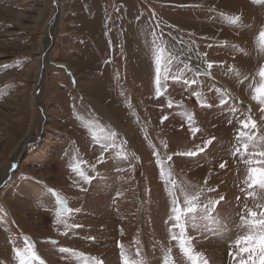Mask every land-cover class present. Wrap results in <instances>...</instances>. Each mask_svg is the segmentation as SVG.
I'll list each match as a JSON object with an SVG mask.
<instances>
[{
	"label": "rangeland",
	"instance_id": "374dc122",
	"mask_svg": "<svg viewBox=\"0 0 264 264\" xmlns=\"http://www.w3.org/2000/svg\"><path fill=\"white\" fill-rule=\"evenodd\" d=\"M262 32L253 0H0V264H251Z\"/></svg>",
	"mask_w": 264,
	"mask_h": 264
},
{
	"label": "snow or ice",
	"instance_id": "6c2138e0",
	"mask_svg": "<svg viewBox=\"0 0 264 264\" xmlns=\"http://www.w3.org/2000/svg\"><path fill=\"white\" fill-rule=\"evenodd\" d=\"M254 3H264V0H253ZM261 45L264 47V32L261 33ZM211 67V65H209ZM259 75L261 77V80L264 81V66L260 68ZM254 100L257 101V103H260L264 105V83H261V85L254 89L253 91V97ZM252 127L255 128V122H251ZM242 128H248L249 124L248 122L241 121ZM245 133L241 132L240 136H244ZM251 139V137H249ZM249 145L247 143L243 144V148L245 152L247 151ZM239 151V149H237ZM260 155L264 156V153H260ZM224 165L222 164L221 167ZM248 180L251 181L249 184V187H252L254 185H259L260 187L264 188V168H251L249 169V175ZM189 205H191V201H187ZM178 211H183L179 210ZM186 213L188 214H194L195 209L192 206L187 207ZM261 215H264V213H261ZM249 216L255 218L257 216L256 212H249ZM187 219V215L184 217ZM180 216L176 217V222L179 223ZM247 226L249 228V234L243 236L240 240L237 241V247H240L241 244L244 245V247L240 248L241 252L250 253L251 254V264H256V255L259 253V264H264V219L261 220H251L246 222ZM258 231H255L257 230ZM188 241L185 240L181 246L182 252H184L185 255H192L193 253L188 250ZM17 252V255L19 256V250H15ZM33 255H35L33 253ZM197 260H199V257H197ZM21 264H25V262L22 260ZM124 264H130L128 260L124 261ZM242 264H246V262H242Z\"/></svg>",
	"mask_w": 264,
	"mask_h": 264
},
{
	"label": "bare ground",
	"instance_id": "6f19581e",
	"mask_svg": "<svg viewBox=\"0 0 264 264\" xmlns=\"http://www.w3.org/2000/svg\"><path fill=\"white\" fill-rule=\"evenodd\" d=\"M191 63L193 64V67L194 68L199 69V71L202 70V65H201V63L199 62L198 59L197 60H194V59L191 58ZM28 143H29V141H28L27 138H25L24 140L21 141V143L18 145L16 151H14L13 158H12V162H17V160L21 157V155L25 151L26 146H27ZM4 174H5L4 171L1 172V174H0V183L2 182V180L5 177ZM224 237L225 236L220 237L219 235H214L213 236V238L216 239V240H217V238L222 239Z\"/></svg>",
	"mask_w": 264,
	"mask_h": 264
},
{
	"label": "water",
	"instance_id": "95a60500",
	"mask_svg": "<svg viewBox=\"0 0 264 264\" xmlns=\"http://www.w3.org/2000/svg\"><path fill=\"white\" fill-rule=\"evenodd\" d=\"M16 167H17L16 162H13L12 165H11V171H14L16 169Z\"/></svg>",
	"mask_w": 264,
	"mask_h": 264
}]
</instances>
